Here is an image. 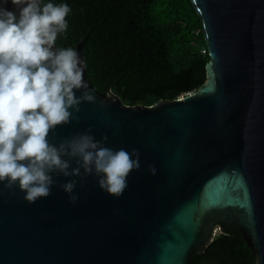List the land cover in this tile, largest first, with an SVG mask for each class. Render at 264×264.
Returning a JSON list of instances; mask_svg holds the SVG:
<instances>
[{
    "label": "water",
    "instance_id": "1",
    "mask_svg": "<svg viewBox=\"0 0 264 264\" xmlns=\"http://www.w3.org/2000/svg\"><path fill=\"white\" fill-rule=\"evenodd\" d=\"M192 2L211 59L204 84L178 98L130 105L100 91L78 43L96 102L81 103L79 120L48 139L58 146L87 132L113 150H139L140 170L119 198L95 174L53 173L51 195L34 204L0 182V264H190L221 222L241 231L264 264V0ZM0 6L19 16L11 0ZM70 180L75 204L61 187Z\"/></svg>",
    "mask_w": 264,
    "mask_h": 264
},
{
    "label": "clouds",
    "instance_id": "2",
    "mask_svg": "<svg viewBox=\"0 0 264 264\" xmlns=\"http://www.w3.org/2000/svg\"><path fill=\"white\" fill-rule=\"evenodd\" d=\"M11 3L18 17L0 6V182L10 190L18 185L24 200L34 204L51 195L53 173L81 181L95 174L103 191L121 197L129 175L140 170L139 150H113L87 132L58 146L48 139L58 126L79 120L74 112H80L81 103L96 102L78 52L55 47L58 34L68 28L70 7L42 0ZM77 91H82L79 97ZM107 139L105 135L103 141ZM149 171L155 175L157 169L149 165ZM76 184L61 185L72 204L79 199Z\"/></svg>",
    "mask_w": 264,
    "mask_h": 264
},
{
    "label": "trees",
    "instance_id": "3",
    "mask_svg": "<svg viewBox=\"0 0 264 264\" xmlns=\"http://www.w3.org/2000/svg\"><path fill=\"white\" fill-rule=\"evenodd\" d=\"M67 4L68 28L59 48L84 41L87 70L100 91L111 88L127 104L151 105L199 89L211 57L192 0H43ZM206 49L207 52H203ZM219 232L190 264H257L243 233Z\"/></svg>",
    "mask_w": 264,
    "mask_h": 264
},
{
    "label": "built area",
    "instance_id": "4",
    "mask_svg": "<svg viewBox=\"0 0 264 264\" xmlns=\"http://www.w3.org/2000/svg\"><path fill=\"white\" fill-rule=\"evenodd\" d=\"M203 52H205V53H206V52H207V50H206V49H203Z\"/></svg>",
    "mask_w": 264,
    "mask_h": 264
}]
</instances>
